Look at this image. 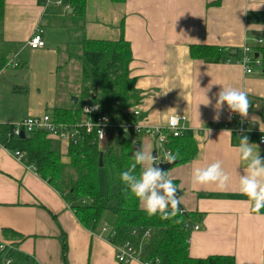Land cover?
<instances>
[{
	"label": "crops",
	"instance_id": "crops-1",
	"mask_svg": "<svg viewBox=\"0 0 264 264\" xmlns=\"http://www.w3.org/2000/svg\"><path fill=\"white\" fill-rule=\"evenodd\" d=\"M54 1L4 2L1 48L10 65L0 71V122L51 114L56 106H78L82 90L79 79L71 74L75 58L70 55L84 38L119 39L124 19L123 36L131 44L133 58L129 73L136 79L140 97L135 111L152 126L166 125L170 114L186 116L187 133L198 146L190 162L166 171L181 191L178 200L186 212L202 215L198 221L190 220L200 227L190 233L189 254L199 258L224 254L233 256L235 264H264V213H253L248 198L238 192L247 162L237 156L241 138L247 137L264 158L260 142L264 66L252 64L247 73L235 62L193 59L189 54V46L198 43L232 48V54L238 55L232 59L241 57L243 46L248 45L255 56L256 49L264 47V0H86L85 16L78 18L70 5ZM37 26L45 47L32 49L27 41ZM10 70L19 71L8 74ZM60 72H64L61 79ZM222 86L248 95L245 118L250 122L241 135L223 127L232 115H239L226 105L219 119H214L215 99ZM204 95L212 101L210 105L199 103ZM59 150L67 151L61 143ZM217 160L230 178L223 190L215 184L193 185V168ZM3 229L23 236L18 248L36 264H120L107 233L83 227L63 194L0 147V237Z\"/></svg>",
	"mask_w": 264,
	"mask_h": 264
},
{
	"label": "trees",
	"instance_id": "trees-1",
	"mask_svg": "<svg viewBox=\"0 0 264 264\" xmlns=\"http://www.w3.org/2000/svg\"><path fill=\"white\" fill-rule=\"evenodd\" d=\"M66 1L71 6L73 16L77 18L85 16L86 0ZM112 1L122 3L125 0ZM4 2L5 0H0V71L10 65L7 52L1 48ZM123 22L124 19L120 24L122 32L119 39L84 38L79 49L70 55L81 62L82 94L78 106L74 109L56 106L51 113L54 120L66 124H79L82 122L83 106L87 99H91L92 104H98L100 110L107 113L110 118L121 121L137 119L134 111L140 97L135 88L136 79L129 73V65L133 58L131 44L123 36ZM231 51L232 48L226 49L213 44L197 43L189 46V54L193 59L207 61L238 56ZM255 53L259 54L264 66V47H258ZM133 137L113 135L99 146L94 134L83 132L82 139L76 145H68L67 151L61 153L59 145L53 146L54 139L47 137L43 131H37L23 140L12 139L9 147L26 151L27 163L33 165L35 172L42 179L63 194L64 200L74 209L76 218L83 227L92 232H99L103 222H106L110 228L107 237L112 245L131 241L135 247H140L141 259L152 261L154 264H235L231 255H208L199 258L189 254L191 231L185 229L184 224L186 221L200 220L201 214L188 211L187 215H184L179 210L170 219H161L160 214L149 216L143 211L141 202L123 190L120 174L129 167L134 151L140 149ZM164 146L169 153L176 155V164H187L198 151L193 136L188 134L187 130L180 136L168 135ZM100 155L103 166L98 163ZM101 168L106 172L108 185L117 187L114 194H103L99 191L98 170ZM139 171L138 165L137 174ZM173 183L176 184V181L173 180ZM112 200L115 201L113 206L110 205ZM252 212L263 214L264 208L259 212ZM146 228H150L151 233L142 241ZM133 229H138L137 235L132 233ZM4 241L11 249L6 246L0 250V264H6L7 257L12 259L10 264H36L33 257L19 250L18 246L23 241V236L18 232L3 229L0 245ZM65 250L66 243L62 241L63 254Z\"/></svg>",
	"mask_w": 264,
	"mask_h": 264
},
{
	"label": "built area",
	"instance_id": "built-area-1",
	"mask_svg": "<svg viewBox=\"0 0 264 264\" xmlns=\"http://www.w3.org/2000/svg\"><path fill=\"white\" fill-rule=\"evenodd\" d=\"M48 2L49 0H45ZM56 3V0L54 1ZM68 3V2H67ZM57 4V3H56ZM65 4L66 7L69 6V3L66 4L63 0L59 5ZM62 11H65L62 8ZM261 42V39L258 40ZM29 47L32 49L35 48H43L45 47V42L43 39V32L40 26L34 28L32 36L27 41ZM241 57L237 59H232L231 56H227L225 61L235 62L245 69L247 73L252 71L251 65H261L262 61L259 56L255 57L252 54V50L250 46L244 45L242 48ZM245 61H247L245 63ZM92 104V103H91ZM174 114H170L168 120ZM134 116L137 117L136 120H126L121 121L119 119L110 118L109 115L100 110L98 104L88 105L84 103L83 106V115L82 122L79 124L72 123H63L57 120H54L51 114L43 113L37 116L28 115L22 120L19 121H7L0 122V147L10 152V154L18 161L24 164L25 166L36 171L33 165H29L27 163V153L26 151H21L19 149H13L9 147V143L12 139H21L20 134L23 133L25 137H28L31 133H35L37 131H43L47 137L54 139L61 143L65 148L70 144L76 145L83 137V132L86 134H94V139L100 146L104 144L109 138L113 135H131V136H141L142 134L148 136H155L158 134V146L157 149V158L162 159L165 153H169V150L166 149L164 143L167 141L168 135L180 136L186 132L185 121L187 120L186 116H181L179 127L175 130L169 128L167 125L164 126H152L146 124L141 117L139 116L138 111H134ZM264 119V115H263ZM26 121H31V127L29 130V126L25 123ZM249 120L245 117H241L240 115H232L229 123L223 124V127L226 129H233L238 134H242L247 130V126L249 125ZM19 126V127H18ZM24 137V138H25ZM260 142L264 143V131L261 133ZM162 162H166L161 160ZM185 229L190 230L191 232L199 229V224L191 221H186L184 224ZM143 229V228H140ZM139 229V230H140ZM110 230L109 225L104 223L101 227L102 232H108ZM138 229H133V234L137 235ZM151 229L146 228L143 233L142 241L150 236ZM190 239V238H189ZM8 246L11 249V246L7 242H2L0 245V250L4 249ZM114 252H115V260L118 263H129L132 260L138 261L141 264H154L152 261L146 260L143 261L141 259L142 251L140 247H135L134 244L130 241H126L121 244H115ZM157 261V260H156ZM6 264H10L12 259L7 257L5 259Z\"/></svg>",
	"mask_w": 264,
	"mask_h": 264
},
{
	"label": "clouds",
	"instance_id": "clouds-1",
	"mask_svg": "<svg viewBox=\"0 0 264 264\" xmlns=\"http://www.w3.org/2000/svg\"><path fill=\"white\" fill-rule=\"evenodd\" d=\"M56 3L59 5L62 0H56ZM259 5L252 9L258 8ZM204 97L205 99L199 103L210 105L212 101L206 95ZM225 105L231 112L245 117L248 114L250 101L245 91L222 86L215 99L214 119H219L220 110ZM180 119V116L174 114L170 120L166 121V125L175 130L179 127ZM25 123L30 130L32 122L26 121ZM237 156L239 161L247 162V171L240 176L238 181V192L248 198L247 203L251 211L259 212L264 208V158L259 156L257 149L254 151L247 137L241 138ZM175 159L176 155L172 153H165L162 159H158L157 156H153L152 150L140 148L134 151L127 170L120 174L121 183L124 185L123 190L137 198L141 202L143 211L149 216L160 214L161 219H170L180 210L176 185L168 177L166 171L161 170L159 166H154V164L159 165L161 160L170 164ZM138 165L140 171L137 174ZM229 179L220 160L205 167H194L191 173L193 185L215 184L219 190H223ZM169 206L171 211H169Z\"/></svg>",
	"mask_w": 264,
	"mask_h": 264
},
{
	"label": "rangeland",
	"instance_id": "rangeland-1",
	"mask_svg": "<svg viewBox=\"0 0 264 264\" xmlns=\"http://www.w3.org/2000/svg\"><path fill=\"white\" fill-rule=\"evenodd\" d=\"M58 46H60V45L58 44ZM60 47H61V49H63L62 46H60ZM61 49H59V50L62 52L63 50H61ZM75 51L76 50H74L73 52H75ZM63 58H64V56L60 55V59L59 60H60L61 64L65 63ZM70 70H71V74L73 75V78L77 77L79 79V83H80V78H81V75H80L81 62H80V60H76V58L73 59L72 66H71ZM18 71L19 70H15V71L10 70V71H8V74H10V73L17 74ZM63 73L64 72H60L59 79L64 77ZM7 77L10 78L8 75H7ZM133 139L136 142H138L140 148L145 149V150H152V153H153V151H157V149L159 148V146H158V134H156L155 136H148V135H144V134H142L141 136L135 135L133 137ZM58 145H60V143L58 141H54L53 146L57 147ZM98 178H99V191L101 193H103V194H108V193L114 194V191L117 189V187L115 185H113L111 187L108 185L107 178H106V172H105L104 168H101V169L98 170ZM114 202L115 201L112 200L110 202V205L113 206ZM104 223H106V222H103V224ZM103 233H107L108 234L107 231L103 232Z\"/></svg>",
	"mask_w": 264,
	"mask_h": 264
},
{
	"label": "water",
	"instance_id": "water-1",
	"mask_svg": "<svg viewBox=\"0 0 264 264\" xmlns=\"http://www.w3.org/2000/svg\"><path fill=\"white\" fill-rule=\"evenodd\" d=\"M255 56L257 57L258 54L255 53ZM72 99L74 100V102H77V98H76V96H73ZM91 103H92L91 99H87V100L85 101V104L92 105ZM20 136H21V139H23V138L25 137L23 133H21ZM134 147H135V146H134ZM135 148H137V147H135ZM152 154H153V156H157V151H153ZM98 163H99L100 166H103V163H102V155H100V157H99V159H98ZM176 163H177V160L173 161V162L170 163V164L167 163V162H162V161H160V162H159V165H155V164H154V166H159L161 170H163V171H167L169 168H171V167H172L173 165H175ZM180 194H181V191L177 189V192H176L177 198H179ZM178 207H179V209H180V212H182L184 215H187L186 210L184 209L183 205L180 204V202H179Z\"/></svg>",
	"mask_w": 264,
	"mask_h": 264
},
{
	"label": "bare ground",
	"instance_id": "bare-ground-1",
	"mask_svg": "<svg viewBox=\"0 0 264 264\" xmlns=\"http://www.w3.org/2000/svg\"><path fill=\"white\" fill-rule=\"evenodd\" d=\"M221 125H222V123H221ZM119 137H120V136H119ZM122 137H123V136H122ZM116 139H117V138H116ZM117 140H118V139H117ZM96 144H97V143H96ZM108 144H109V143H108ZM103 152H104V151H103ZM103 152H102V153H103ZM104 153H105V152H104Z\"/></svg>",
	"mask_w": 264,
	"mask_h": 264
}]
</instances>
